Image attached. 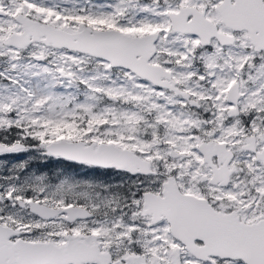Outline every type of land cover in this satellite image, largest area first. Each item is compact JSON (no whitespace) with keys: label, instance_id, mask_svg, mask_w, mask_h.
<instances>
[{"label":"snow or ice","instance_id":"6c2138e0","mask_svg":"<svg viewBox=\"0 0 264 264\" xmlns=\"http://www.w3.org/2000/svg\"><path fill=\"white\" fill-rule=\"evenodd\" d=\"M0 264H264V0H0Z\"/></svg>","mask_w":264,"mask_h":264}]
</instances>
